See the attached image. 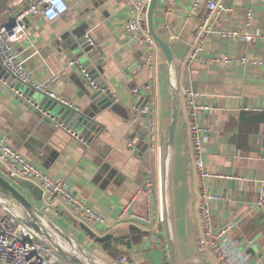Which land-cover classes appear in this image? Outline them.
<instances>
[{
    "label": "crops",
    "instance_id": "crops-1",
    "mask_svg": "<svg viewBox=\"0 0 264 264\" xmlns=\"http://www.w3.org/2000/svg\"><path fill=\"white\" fill-rule=\"evenodd\" d=\"M31 1L35 0H0V22L8 9L11 13L19 4ZM65 1L66 13L53 21L41 15L33 17L26 36L11 46L25 60L28 74L37 84L48 82L57 72L49 90L88 117L86 122L94 127L91 138L95 141L84 142L74 138L68 130L77 131L67 129V125L66 129L59 128L47 118L40 119V111L47 113L46 110L32 109L26 101L39 106L45 98L33 88L16 82L1 64L0 80L18 88L23 97L13 95L0 83V137L53 179L63 180L68 189L103 217L111 230L91 225L99 232L90 229L95 236H104L121 225L133 228L142 236V242L134 244L135 233L132 234L130 248L108 240L112 249L137 264H173L159 218L156 184L171 102L165 59L158 49L155 67L149 71L143 49L127 41L124 0ZM193 1L174 0L164 6L162 0H157L153 26L171 46L179 92L191 84L200 93L199 102L208 106L198 113V119L208 129L203 145L204 162L216 176L207 181L206 188L221 197L210 203L213 225L220 228L230 224L225 244L236 264H264V220L255 207L258 180L264 175V67L244 66L239 61L226 64L206 61L217 56L264 60V38L246 42L220 35V32L245 30L244 14L248 8L254 13L249 30L264 34V0H224L229 11L216 18L206 9L205 0H199L200 6L196 8L192 7ZM207 19L212 31L202 36L198 60L187 64L190 47ZM85 34L94 42L92 49L96 54L79 58L76 46ZM73 60L83 66L99 87L106 88L93 101L101 102L95 114L94 103L89 98L94 92L79 66H67ZM147 101L152 103L157 124L153 147H147L148 119L135 109ZM146 170H151L155 184L151 224L129 216L121 218L122 208L129 202L130 212L144 215L146 204L138 192L144 185ZM14 186L42 207L39 202L43 193L37 182L21 179ZM35 189L40 191V197ZM198 191L179 94L170 166V208L177 264H204V256L196 249L184 258L186 253L181 248L188 240L196 246ZM55 204L59 215H48L61 228L91 252L97 250L111 257L84 232L79 218L61 201ZM87 242L93 243L88 246Z\"/></svg>",
    "mask_w": 264,
    "mask_h": 264
},
{
    "label": "built area",
    "instance_id": "built-area-1",
    "mask_svg": "<svg viewBox=\"0 0 264 264\" xmlns=\"http://www.w3.org/2000/svg\"><path fill=\"white\" fill-rule=\"evenodd\" d=\"M173 1L174 0H162L164 6L172 4ZM204 4L208 12L212 13L215 18L221 13L229 11L224 0H205ZM146 6L147 0H124V7L127 13L124 31L126 32L127 41L135 43L143 49L145 65L148 70L151 71L153 69L152 62L154 61L157 45L146 31ZM199 6V0H194L192 7L196 8ZM67 10L68 5L65 0H35L16 6L13 11L0 22V64L19 84L38 90L49 98L55 99L77 110L69 102L58 98L49 90V83L55 81L57 72L53 73L48 82L37 84L29 76L25 68V60L16 54L11 46L13 42L26 36V30L33 17L41 15L45 20L53 21L66 13ZM253 18L254 13L252 9H246L244 14L245 30L242 32L234 30L225 31L220 32V35L232 39L241 38L246 42L264 38V34L249 30ZM211 31L212 28L207 19L198 30L196 38L190 47L186 58L187 64H191L198 60L199 53L202 51V36ZM84 38L88 41L90 46L95 47L94 42L88 34H85ZM206 61L217 64L239 61V63L244 66L260 65L264 67V60L254 59L248 56H242L237 60L228 56H217L208 58ZM73 64L79 66L82 76L89 87L91 89H96V84L93 79L77 60L67 62V66ZM0 83L1 86L7 87L13 95L23 97L18 88L9 86L4 80H0ZM179 94L183 112V129L190 148V161L193 175L199 183L198 197L195 204V219L197 225L196 250L204 256V264H236L225 244V237L230 229V224L216 228L211 220L210 203L211 201L221 199V197L209 192L206 188L207 181L216 176L208 171L204 162L203 145L205 134L208 129L199 122L198 113L207 110L208 106L199 102L200 93L197 92L191 84L180 88ZM26 103L32 109L41 110L33 101L27 100ZM135 109L138 114H142L148 119L146 133L148 146L153 147L157 124L154 118L152 103L147 101L142 106H137ZM40 112L42 113V118H47L55 127L66 129L63 122L59 119L47 115L42 111ZM68 131L74 138L82 140L78 133L70 130ZM0 175L13 185L18 184L21 179L37 182L43 193L41 205L47 214L50 213L56 217L59 215L58 207L55 204V201L59 200L81 221L91 225L103 226L111 230V228H108L106 225L103 217L85 204L74 192L68 189L63 180L53 179L50 175L43 172L19 151L8 145L2 137H0ZM258 184L259 196L255 202V207L259 210L264 220V175L258 180ZM154 185L151 170H146L144 185L138 192V194L143 197L146 204L144 215H137L130 212L131 202H129L122 208L121 218L129 216L140 223L151 224L154 219ZM115 261L117 264H137L124 255H121ZM0 264L67 263L54 254L45 244L39 241L14 218L0 214Z\"/></svg>",
    "mask_w": 264,
    "mask_h": 264
},
{
    "label": "water",
    "instance_id": "water-1",
    "mask_svg": "<svg viewBox=\"0 0 264 264\" xmlns=\"http://www.w3.org/2000/svg\"><path fill=\"white\" fill-rule=\"evenodd\" d=\"M156 2L157 0L147 1L145 26L148 35L155 42L157 48L161 52V55L165 59L167 82L171 94L170 113L160 160L159 176L157 178V199L159 218L165 228L172 262L173 264H177L170 208V166L177 123L179 84L175 77L174 58L171 46L168 41L158 35L153 26V13ZM10 11L11 10L8 9L7 12L3 14L4 17H6ZM76 48H78L79 51L76 54L79 56V58L84 54L87 56H92V50L86 48L84 43L80 42ZM36 91L45 98V100L39 103V107L46 110L47 115L51 114V116L59 119L64 123L65 127L66 125L69 127H66L67 129L76 130L77 133L83 137L82 140L84 142H86L85 140L89 139L90 143H94L95 139L92 141L93 138H91L92 133L94 132V127L86 122L88 117L82 115L80 112H76L75 109L62 104L55 99L49 98L42 92L38 90ZM92 91L94 93L91 94L89 98L93 102L96 98L101 96L103 91H106V88L104 86L99 87L96 84V89H92ZM100 103L101 102L92 104V108L95 107L93 110L94 114L95 111L98 110ZM39 118L41 119L42 116L40 115ZM42 120L44 119L42 118ZM144 137L146 138L145 134ZM89 141L87 142L88 144ZM29 188H31V186H29ZM33 191L38 194L37 197H40L41 194L38 189ZM0 210H2L6 215L14 218L19 224L32 233L39 241L45 244L54 254L60 257L67 264H117L115 259L97 250L94 252L88 250L84 245L79 243L75 238H73L63 228H61L57 222H55L44 211L43 207H39L34 204L13 184H11L1 175ZM82 229L88 234V236L93 237L94 240L99 244L108 240H112L113 242L125 246L126 248L131 247L130 237L132 234L136 233L133 228H129L124 225L115 227L111 232L104 236H95L94 233L85 225H82Z\"/></svg>",
    "mask_w": 264,
    "mask_h": 264
},
{
    "label": "rangeland",
    "instance_id": "rangeland-1",
    "mask_svg": "<svg viewBox=\"0 0 264 264\" xmlns=\"http://www.w3.org/2000/svg\"><path fill=\"white\" fill-rule=\"evenodd\" d=\"M82 43H84V45H85V47L86 48H89V49H91L92 50V56H94L95 54H96V52L92 49V47H90V45H89V43H88V41L84 38L82 41H81ZM157 47V46H156ZM157 50H156V52H155V54H154V57H156V54H158V48H156ZM152 65H153V68L155 67V63H154V61L152 62ZM156 188V187H155ZM39 205H41V202H39ZM3 213V211L2 210H0V214H2ZM82 224H84V225H86L89 229H91L92 231H95V229H93V227H91V224H89V223H86V222H81ZM96 232V231H95ZM96 233H98L99 234V232H96ZM132 240H133V243L134 244H137V243H140V242H142V236H141V234L140 233H138V234H134L133 235V237H132ZM189 242L188 243H186L185 245H183L181 248H182V251L183 252H185L186 254L184 255L183 254V257L184 258H186L187 256H189L190 254H191V252L193 251V250H195L196 249V246L194 247V243L191 241V240H188ZM92 243L93 242H87V245L89 246V245H92ZM102 244H99V246H101Z\"/></svg>",
    "mask_w": 264,
    "mask_h": 264
},
{
    "label": "trees",
    "instance_id": "trees-1",
    "mask_svg": "<svg viewBox=\"0 0 264 264\" xmlns=\"http://www.w3.org/2000/svg\"><path fill=\"white\" fill-rule=\"evenodd\" d=\"M2 214L6 215L4 212ZM102 248L106 252H108L109 255L115 260H117L121 255H123L118 250L112 249V246L110 245L109 241H106V242L102 243Z\"/></svg>",
    "mask_w": 264,
    "mask_h": 264
}]
</instances>
